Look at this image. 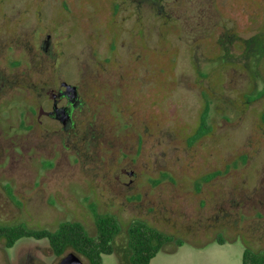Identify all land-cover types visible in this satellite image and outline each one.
I'll use <instances>...</instances> for the list:
<instances>
[{
    "label": "rangeland",
    "instance_id": "rangeland-1",
    "mask_svg": "<svg viewBox=\"0 0 264 264\" xmlns=\"http://www.w3.org/2000/svg\"><path fill=\"white\" fill-rule=\"evenodd\" d=\"M137 2L0 0V40L49 36V53L40 51L45 78L56 51L60 81L76 85L88 107L71 134L25 133L18 103L27 91L13 86L19 102L0 121V225L54 232L75 222L95 237L96 214L112 215L121 231L103 264H129L134 221L172 238L150 264H243L246 249L263 255L262 213L249 199L264 201V84L253 75L251 84L243 49L264 34V0ZM183 5L199 10L184 14ZM231 33L240 76L212 50ZM195 37L211 49L204 42L205 52H195ZM123 169L136 173L133 185ZM69 253L89 264L72 248L56 256L48 239L12 248L0 241V264H59Z\"/></svg>",
    "mask_w": 264,
    "mask_h": 264
},
{
    "label": "flooded vegetation",
    "instance_id": "flooded-vegetation-1",
    "mask_svg": "<svg viewBox=\"0 0 264 264\" xmlns=\"http://www.w3.org/2000/svg\"><path fill=\"white\" fill-rule=\"evenodd\" d=\"M133 1H138V4L133 5H135L136 8L141 9L147 8L149 5H158V2L161 0ZM187 8H190L191 12L199 10L197 8L194 9L192 6L185 5L183 11L184 14L188 12L190 15L191 12L188 11ZM187 20H189V24H191L190 17H188ZM23 29L25 28H21L20 26V32H22ZM225 38L227 39L226 44H221V47H218V45L215 44V48L212 50L218 51L219 54L230 63V67L233 68L232 71H235L238 74L237 71L242 70L243 68L232 62L231 46L235 47L236 44H239V37L236 33H231L225 34ZM197 39L198 38L195 37V52H199L200 54L203 51L205 52L206 48L204 47V42H207V46L211 49V43L209 40L203 38L199 40ZM199 42H201V44H199ZM50 43L51 40L49 36H45L44 38L43 32L36 37L32 36L30 40L28 37L24 38L21 33L14 37L12 34H9V36L6 35L0 40V121L7 118L11 113V107L15 102H19L13 100L11 95L12 88L16 85L18 88L25 90V93L27 91L26 96L20 103H18V105L23 108L20 116V126L25 133L37 132L39 135L50 133L71 134L75 132L78 127L76 118L77 113L88 108L86 101L80 95L79 89L76 85L60 81L59 73L54 67L55 59L57 57L56 51L53 55L52 69L50 71L51 74L48 78H45L43 54L40 53V51H46L49 53ZM244 44L245 49H243V53H245V58L250 59V63L254 64L250 65V70L247 72L249 76H251H248L251 84H253L254 80L252 75L257 78L256 82L254 80L255 84H264V34H260L254 39L245 41ZM201 47L202 49H200ZM28 49H30V55H32L31 58L26 54ZM145 51L146 50L144 49L143 52L146 53ZM15 69H20V71L16 72L19 74L16 75L17 78L13 80V70ZM93 82H90V84H93ZM102 84L111 83L107 81V83ZM67 86L76 88V98L63 92ZM121 174L128 178V182H124L125 185H133L136 178L135 172L123 169ZM149 177L151 178L150 175ZM260 177L264 178V163L261 167ZM250 191L254 192L252 190ZM253 199L250 197L249 202L251 203L252 208L259 210L256 212L257 214L262 213L260 218L261 222H263L264 228V201L260 198Z\"/></svg>",
    "mask_w": 264,
    "mask_h": 264
},
{
    "label": "trees",
    "instance_id": "trees-1",
    "mask_svg": "<svg viewBox=\"0 0 264 264\" xmlns=\"http://www.w3.org/2000/svg\"><path fill=\"white\" fill-rule=\"evenodd\" d=\"M97 234L90 236L86 229L75 222L61 223L59 228L49 230H29L22 226L0 225V241L4 240L7 248H12L22 238L34 237L48 239L50 247L58 257L63 256L68 248L84 255L89 264H103V255L114 253L113 242L121 231V226L112 215L96 214ZM172 238L155 228L139 221H134L128 228L129 264H150L164 245ZM181 243L178 244L180 246ZM264 255V254H263ZM255 255L246 249L243 264H264V256ZM120 264H125L122 260Z\"/></svg>",
    "mask_w": 264,
    "mask_h": 264
},
{
    "label": "water",
    "instance_id": "water-1",
    "mask_svg": "<svg viewBox=\"0 0 264 264\" xmlns=\"http://www.w3.org/2000/svg\"><path fill=\"white\" fill-rule=\"evenodd\" d=\"M75 91H76L75 87L67 86V87H65L63 92H65L66 94L72 95L73 97L76 98L77 95H76ZM66 118H65V120H66ZM59 264H85V263L82 261V259L77 254L69 253L61 259Z\"/></svg>",
    "mask_w": 264,
    "mask_h": 264
}]
</instances>
